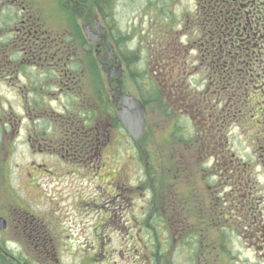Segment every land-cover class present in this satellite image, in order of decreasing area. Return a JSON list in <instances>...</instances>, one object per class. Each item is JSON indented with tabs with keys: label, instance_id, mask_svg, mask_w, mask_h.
Listing matches in <instances>:
<instances>
[{
	"label": "flooded vegetation",
	"instance_id": "af4514ba",
	"mask_svg": "<svg viewBox=\"0 0 264 264\" xmlns=\"http://www.w3.org/2000/svg\"><path fill=\"white\" fill-rule=\"evenodd\" d=\"M109 1L0 0V264L264 252V0H194L139 57Z\"/></svg>",
	"mask_w": 264,
	"mask_h": 264
},
{
	"label": "rangeland",
	"instance_id": "374dc122",
	"mask_svg": "<svg viewBox=\"0 0 264 264\" xmlns=\"http://www.w3.org/2000/svg\"><path fill=\"white\" fill-rule=\"evenodd\" d=\"M103 3L108 4V0H103ZM109 5L114 7L116 10L113 15L116 20H112L111 17L107 16L105 18V22L108 18V21L112 23V27H116L117 30H130V33L123 32L124 35H127L123 36V41H126L127 44L119 43V41L113 39L112 34L110 35V37L113 39L112 43L116 44L118 48L121 49L119 50L124 55V57L125 55L132 57L136 56L137 54L139 57V55L141 56L143 53V55H145L149 52L152 44L154 49L161 50L162 47L159 45L161 40L165 39L167 35H170L173 29H178L177 31H179L183 24H186L187 26V19L186 21H183L182 15L185 12L191 13L195 7L194 0H111V2L109 1ZM106 13L107 15L109 14L107 11ZM151 33L153 36L148 35ZM117 34L115 35V38ZM178 39H180V37H178ZM136 40H141L143 46L139 47L138 51L134 53V50L131 49L136 47ZM187 48L189 49V46ZM131 82L133 83V81ZM16 101L18 100L15 98L13 93L8 92L6 89L0 87V118H2L3 109L7 107V102ZM2 138L0 126V144ZM7 151V149L0 150V168L7 166L4 162V158L7 159ZM10 156L11 163L24 164V159L26 157L24 156L23 152H14L11 153ZM1 176L2 174L0 171V177ZM16 176L17 175L13 173V177L16 178ZM257 244L258 241L256 238L244 236L240 230L238 231L235 229L231 237V246L233 252L232 259L229 260V264H257V260L260 264H264V252H262L261 249L257 247ZM153 254L152 256H154ZM225 259V251L223 250L219 261H226L227 259ZM179 261V259L176 260V262Z\"/></svg>",
	"mask_w": 264,
	"mask_h": 264
},
{
	"label": "trees",
	"instance_id": "16d2710c",
	"mask_svg": "<svg viewBox=\"0 0 264 264\" xmlns=\"http://www.w3.org/2000/svg\"><path fill=\"white\" fill-rule=\"evenodd\" d=\"M111 16V15H110Z\"/></svg>",
	"mask_w": 264,
	"mask_h": 264
}]
</instances>
